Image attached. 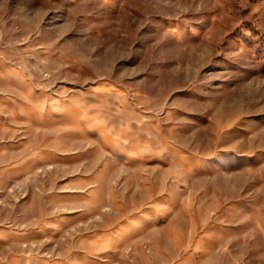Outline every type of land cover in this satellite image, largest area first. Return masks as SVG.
I'll list each match as a JSON object with an SVG mask.
<instances>
[{"label":"rangeland","instance_id":"rangeland-1","mask_svg":"<svg viewBox=\"0 0 264 264\" xmlns=\"http://www.w3.org/2000/svg\"><path fill=\"white\" fill-rule=\"evenodd\" d=\"M0 264H264V0H0Z\"/></svg>","mask_w":264,"mask_h":264}]
</instances>
